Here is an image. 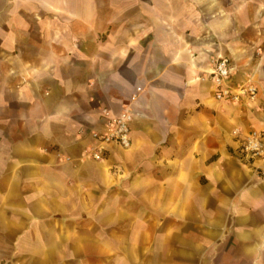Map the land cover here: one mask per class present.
Here are the masks:
<instances>
[{
	"label": "crops",
	"instance_id": "obj_1",
	"mask_svg": "<svg viewBox=\"0 0 264 264\" xmlns=\"http://www.w3.org/2000/svg\"><path fill=\"white\" fill-rule=\"evenodd\" d=\"M219 57L264 89V0H0V264H264V99Z\"/></svg>",
	"mask_w": 264,
	"mask_h": 264
},
{
	"label": "built area",
	"instance_id": "obj_2",
	"mask_svg": "<svg viewBox=\"0 0 264 264\" xmlns=\"http://www.w3.org/2000/svg\"><path fill=\"white\" fill-rule=\"evenodd\" d=\"M232 65L229 58L219 57L212 61L211 71L202 78L203 82L211 81L214 86L215 99L222 103L241 104L243 101L256 102L264 99V89L250 81L248 84L233 87L230 85ZM104 130L95 133V144L90 150V157L96 162H103L108 148L114 144L125 151L132 147L131 130L134 116L131 111L114 115L104 111ZM236 135L239 131L235 132ZM241 152L253 160L264 159V132L250 133L242 143ZM259 173L264 177V170Z\"/></svg>",
	"mask_w": 264,
	"mask_h": 264
}]
</instances>
